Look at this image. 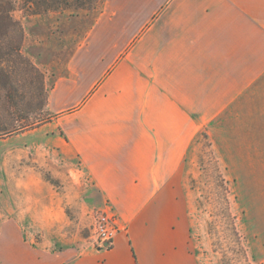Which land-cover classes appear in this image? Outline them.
I'll return each mask as SVG.
<instances>
[{
    "label": "crops",
    "instance_id": "crops-1",
    "mask_svg": "<svg viewBox=\"0 0 264 264\" xmlns=\"http://www.w3.org/2000/svg\"><path fill=\"white\" fill-rule=\"evenodd\" d=\"M47 110L120 224L72 263L200 264L184 181L198 138L241 202L264 200V0H104Z\"/></svg>",
    "mask_w": 264,
    "mask_h": 264
},
{
    "label": "rangeland",
    "instance_id": "rangeland-1",
    "mask_svg": "<svg viewBox=\"0 0 264 264\" xmlns=\"http://www.w3.org/2000/svg\"><path fill=\"white\" fill-rule=\"evenodd\" d=\"M83 1L29 14L17 0L13 12L25 29L22 52L42 73L45 92L29 99V127L0 136V264H73L78 252L96 246L94 219L106 205L79 160L65 156L57 134L43 128L51 115L41 102L104 2ZM184 181L200 264H264L262 191H245L241 202L201 136Z\"/></svg>",
    "mask_w": 264,
    "mask_h": 264
},
{
    "label": "trees",
    "instance_id": "trees-1",
    "mask_svg": "<svg viewBox=\"0 0 264 264\" xmlns=\"http://www.w3.org/2000/svg\"><path fill=\"white\" fill-rule=\"evenodd\" d=\"M77 1L84 2L23 0V8L29 14H37L68 8ZM17 7V0H0V136L29 127V99L36 94L42 99L45 92L42 73L22 52L25 29L13 15ZM47 101L48 92L41 102L47 106Z\"/></svg>",
    "mask_w": 264,
    "mask_h": 264
},
{
    "label": "built area",
    "instance_id": "built-area-1",
    "mask_svg": "<svg viewBox=\"0 0 264 264\" xmlns=\"http://www.w3.org/2000/svg\"><path fill=\"white\" fill-rule=\"evenodd\" d=\"M120 230L119 218L114 209L107 205L97 211L94 219V233L96 246L108 248ZM109 244L105 246V243Z\"/></svg>",
    "mask_w": 264,
    "mask_h": 264
},
{
    "label": "water",
    "instance_id": "water-1",
    "mask_svg": "<svg viewBox=\"0 0 264 264\" xmlns=\"http://www.w3.org/2000/svg\"><path fill=\"white\" fill-rule=\"evenodd\" d=\"M108 244H109V243H108V242H106V243H105V246H107Z\"/></svg>",
    "mask_w": 264,
    "mask_h": 264
}]
</instances>
